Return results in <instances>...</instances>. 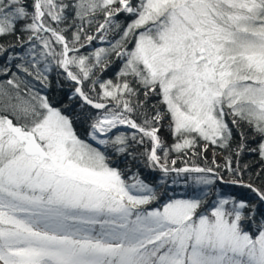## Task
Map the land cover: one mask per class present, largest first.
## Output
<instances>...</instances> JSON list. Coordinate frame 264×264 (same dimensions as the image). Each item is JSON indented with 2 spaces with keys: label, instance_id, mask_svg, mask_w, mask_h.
<instances>
[{
  "label": "snow or ice",
  "instance_id": "6c2138e0",
  "mask_svg": "<svg viewBox=\"0 0 264 264\" xmlns=\"http://www.w3.org/2000/svg\"><path fill=\"white\" fill-rule=\"evenodd\" d=\"M0 60V264H264V213L216 192L264 204L240 162L264 161V0H0ZM53 70L104 151L42 93ZM136 146L207 191L150 207L157 189L107 154Z\"/></svg>",
  "mask_w": 264,
  "mask_h": 264
},
{
  "label": "trees",
  "instance_id": "16d2710c",
  "mask_svg": "<svg viewBox=\"0 0 264 264\" xmlns=\"http://www.w3.org/2000/svg\"><path fill=\"white\" fill-rule=\"evenodd\" d=\"M123 17L121 18L123 22ZM9 39H14V37H9ZM0 63H3L0 60ZM119 63L114 64L107 72H105L104 78H114L115 72L118 70ZM4 77H0L3 79ZM49 80L51 81V87L48 89H43L42 93L47 94L50 102L54 107L61 109L66 115L74 117V128L79 135V137L85 140L88 135V125L89 121L85 120L83 117L85 114L92 112L88 107H82L79 98L69 97L73 96L74 85L66 80L62 74H59L56 70H53L49 74ZM157 98H153L154 103ZM122 131H127L126 129H121ZM115 131V130H114ZM249 136L251 135V130L246 129ZM235 139L239 140L238 132L234 130ZM166 143H172L171 133L168 131V137ZM252 146H255L252 143ZM94 147V146H93ZM212 148V147H211ZM104 151V146L100 148ZM219 151L220 149H213ZM144 148L141 146L135 147V158L129 155H117L112 152L111 149L107 150V154L110 156V165L116 167L125 173V178L128 179L133 173H138L139 177L144 180L149 185L157 189L160 194V199L157 203H154L150 207H159L162 203L166 202L169 198L174 199H187L194 196L198 197L201 195L202 191H207L202 185H197L194 182L193 176H181L177 178L175 174H170L164 177L159 170H153L149 168L146 164L145 159L140 154L143 153ZM199 151V150H197ZM221 153V152H220ZM175 157V154H173ZM176 158V157H175ZM196 164L200 166H209L211 160H205L202 156H196L191 158ZM191 162V161H190ZM241 164H248V172L245 174V181L249 182V174L252 176V182L256 187L264 188V176L256 178V173L264 166V161H261L256 153H245L241 158ZM177 166H182L179 162ZM229 176L225 175V180H228ZM173 180H176L173 183ZM217 193H224L226 195L232 196L237 200L247 201L249 204L257 205V215L264 213V204H260L257 196L250 189L242 187L240 185H233L230 183L220 182L216 185ZM208 201H212V196H208Z\"/></svg>",
  "mask_w": 264,
  "mask_h": 264
},
{
  "label": "rangeland",
  "instance_id": "374dc122",
  "mask_svg": "<svg viewBox=\"0 0 264 264\" xmlns=\"http://www.w3.org/2000/svg\"><path fill=\"white\" fill-rule=\"evenodd\" d=\"M163 134V135H162ZM161 135H162V138L167 141V137H168V129H167V122H165V125L164 127L161 128ZM87 142V141H86ZM216 156L217 159H220V156H221V153L219 151H215L213 150V148L209 147L207 153H206V156H207V160H211L213 158V156ZM203 157V156H202ZM173 158L174 155H173ZM204 158V157H203Z\"/></svg>",
  "mask_w": 264,
  "mask_h": 264
},
{
  "label": "water",
  "instance_id": "95a60500",
  "mask_svg": "<svg viewBox=\"0 0 264 264\" xmlns=\"http://www.w3.org/2000/svg\"><path fill=\"white\" fill-rule=\"evenodd\" d=\"M85 140H86L88 143L92 144V146H94V147L102 148L101 145H98V144H96L95 141H92V140L90 139L89 136H87V137L85 138Z\"/></svg>",
  "mask_w": 264,
  "mask_h": 264
},
{
  "label": "bare ground",
  "instance_id": "6f19581e",
  "mask_svg": "<svg viewBox=\"0 0 264 264\" xmlns=\"http://www.w3.org/2000/svg\"><path fill=\"white\" fill-rule=\"evenodd\" d=\"M160 135H161V132H160ZM163 135V134H162ZM162 135H161V137H162Z\"/></svg>",
  "mask_w": 264,
  "mask_h": 264
}]
</instances>
